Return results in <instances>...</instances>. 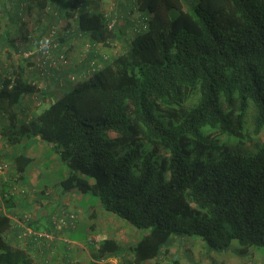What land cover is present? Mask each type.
Segmentation results:
<instances>
[{"label":"trees","instance_id":"16d2710c","mask_svg":"<svg viewBox=\"0 0 264 264\" xmlns=\"http://www.w3.org/2000/svg\"><path fill=\"white\" fill-rule=\"evenodd\" d=\"M20 1L7 3L17 11ZM24 1L28 10L43 11L59 0ZM100 1L64 2L67 33L57 38L56 54L68 55L76 40H86L88 49L74 72L42 78L55 82L54 92H62L56 97L29 81L26 69L34 64L21 54L39 37L21 33L16 68L0 74L1 137L10 145L25 138L44 142L67 170L57 184L62 193L95 197L104 212L143 233L127 248L84 234L86 249L93 250L89 264L113 257L146 264L167 254L174 238L192 236L208 254L224 253L234 241L242 257L264 248V142L256 138L264 130V0H135L132 11L140 18L126 20L130 35L118 26V10L103 14ZM15 17L9 25L17 27ZM5 38L15 42L9 32ZM116 41L125 45L116 56L96 51ZM93 60L100 67L86 74ZM25 95L49 98L28 121L18 110ZM228 138L253 143L254 150L234 153ZM29 162L20 155L9 163L21 176ZM14 224L0 210V264H51L56 257L35 263L33 242L18 247ZM60 245L62 261L70 264L75 246Z\"/></svg>","mask_w":264,"mask_h":264},{"label":"crops","instance_id":"0c3cea01","mask_svg":"<svg viewBox=\"0 0 264 264\" xmlns=\"http://www.w3.org/2000/svg\"><path fill=\"white\" fill-rule=\"evenodd\" d=\"M7 1L8 0H0V74L2 73V71L6 72V70H9V69L11 70L10 66L12 62L10 58L12 57L17 58V48L22 46V42H21L22 40H20V38L22 37V34H21L22 32H24V34H30L31 36L35 38L39 37L38 39H41L43 36L48 34V31L51 28L55 29L57 27L55 25L59 26L61 22L65 21L64 16H63L65 8L64 9L62 8L63 4L60 0L57 2V5L54 8L49 7V8L44 9L43 11H39L35 7H32V8L30 7V10H28L29 7L28 8L26 7L27 5H29V2L24 1V0L19 2V4L17 5L18 10L15 11L14 5L16 2L14 0H9V2L11 1L12 4H14L12 8L9 6V3H7ZM134 2L135 0H121L118 6L120 10L117 9L122 17V21L119 20L120 23L122 22L120 28L125 33L129 32V35L131 34L130 33L131 31H127L129 29L127 28V26L130 27V25H127L126 20L129 19L128 17H129V14L132 12V7L134 8ZM16 14H17V20H18L17 27L16 25H9L10 19L12 17L16 18L15 17ZM21 24L24 26V31H18V27ZM6 32H9L11 37L15 39L14 43L7 42L5 38ZM65 32L67 33V31ZM66 33H61L59 34V36L66 37ZM78 41L82 42L86 46L88 45V42L86 40H76L75 42L70 43L69 45L71 46V50H69L71 53L73 52V50H76V47H78L77 46ZM63 46L64 48H66L65 44ZM31 47H33V42H32V45L28 47L27 49ZM99 48H101V46L97 48L96 50L97 52H99ZM78 50H81V48H79ZM4 54L7 57V61H5L3 57ZM28 68L26 69L27 74L29 73V76L31 77L29 78V81H34L36 78V74L33 70L34 68L33 67L29 69ZM55 87H57L55 82L50 83V80H48L47 83H45L44 88L47 89V91L49 92L48 94L50 95L49 98L56 97V95L62 94V92L60 91L55 90L54 92ZM49 98L47 96L42 101L41 99L40 100L36 99L35 96L25 95L23 100L19 103V106H18L19 108L18 110L20 112V115H19L20 119L21 120L25 119L28 121L32 118H35L39 114V109L43 107L45 104L49 103ZM36 103L38 104L36 105ZM3 123H5L4 119L0 115V130H1ZM20 155L26 158H29L30 162L29 164H27V166L22 171L21 176L17 174L19 183L21 184V186L26 188V190L28 189L32 191L35 189L36 198H34L31 195H27L26 197H20V198L17 197V199H13L9 203L5 204V211L8 215H10L11 217L13 216L17 217L20 214H24L26 211L35 210L38 213L36 215L35 222H32L31 224L33 227L37 228V230H43V229H47L46 222L48 223V221L46 217L44 219L42 218L45 216V214H47L48 211H57L62 207H66L67 209L73 212L77 210V212L75 213L78 214V216L80 215V213L85 212L84 210L80 208L77 209L73 207L75 203H80L81 200L84 199V196L82 194L76 191L62 193L59 190L58 185L56 188H53V189L49 188L46 185H44L43 187H39V183L44 179L42 174L46 172V170L44 169L45 164L42 158H44V156H47L48 159H53V160L55 158V154L49 151V149L47 148L44 142L39 141L38 139L34 140L32 138H25L18 144L16 143L15 145H10L4 138L1 137V134H0V163L3 161L12 163L14 157H17ZM38 162H40L41 165L38 168H35L34 165ZM54 164H56V161ZM54 178H57V174L55 173H53L52 176L51 175L48 176L49 180H52ZM5 187L6 185L2 184V191ZM46 193H50V194L46 196L45 195ZM86 214H87V211L85 215ZM93 215H94V218H93V221L89 223V227H90V230H94L96 233L101 232L100 230L102 228V224L105 223L104 219L107 218L109 221H112L114 218H116L115 216L108 214L104 212L103 210L102 212L100 211L98 215H96V213H94ZM68 233H69V236H72L71 239L78 237L77 234H75L73 231L68 232ZM68 233L65 234L67 238H68L67 236ZM140 233L143 234L142 232L139 231L138 238L141 235ZM105 238L114 239L118 243V245L123 246L122 243H120V241H118V239L115 237L114 238L103 237L102 239H105ZM138 238L135 240V242L138 240ZM72 241L77 245V247L74 248L76 252L75 254H78L82 250L86 249L83 245H78L79 240L78 241L72 240ZM79 248H83V249H79ZM64 252L65 250L61 248V245H60L58 247L57 257L53 260V262H51V264H67L66 262L62 261L64 258ZM72 258H73L72 260H77V259H74V257ZM160 258L161 257L155 260L148 261L146 264L157 263L160 261ZM121 261L122 260L119 259L118 257H113V258L106 260V263L110 264L112 262L113 264H117V263L123 264ZM90 262L91 261H87V263L85 264H89ZM82 264H84V261H82Z\"/></svg>","mask_w":264,"mask_h":264},{"label":"rangeland","instance_id":"374dc122","mask_svg":"<svg viewBox=\"0 0 264 264\" xmlns=\"http://www.w3.org/2000/svg\"><path fill=\"white\" fill-rule=\"evenodd\" d=\"M14 1L17 4V1L19 0H14ZM60 1L64 5V2L67 0H60ZM119 3L116 5H113V0H101L99 4V10L103 14L112 13L117 10ZM128 18L132 21V20H137L140 17H139L138 12L132 11L129 14ZM120 20L122 21V18H120ZM145 21H147V19ZM117 23H118V26H121L122 24V22L120 23L119 21ZM65 25H66V20L61 22L59 26L55 25L57 26L55 28L57 33L59 34L66 33ZM127 28H131V27H127ZM71 29L72 27L68 28V30L70 31ZM127 31H130V29H128ZM126 34L129 35V32H127ZM121 42L122 41H116L114 44L110 45L109 47H106V48L101 47L99 48V52L101 54L107 55V57H110V56L114 57L124 50L125 45H123V43ZM77 44H78L77 45L78 47H76V50H73L72 53L70 52L68 54L69 59L67 60V63H66L67 65H65L62 68V70L64 69L68 70L70 68V69H73V72H74L78 64L81 63L82 58L84 57L83 55L87 52V46L80 41H78ZM79 48H81V50H78ZM3 57L5 61H7V57L5 54L3 55ZM10 60L12 62L11 64L12 68H16L17 62H18L17 58L12 57L10 58ZM36 82H37V85H40L41 88L45 87L43 86L45 83V80L40 79V80H36ZM23 98L24 96L21 98L20 102L23 100ZM37 104L38 103H36V105ZM47 107H48V104H45L43 107L39 109V113H41ZM248 123L250 124L249 117H248ZM256 138L259 139V141L261 140L260 142H264V130ZM226 145L234 153L248 154V153H252V151L254 150L253 143H245L241 145L234 138H228V144ZM42 160L44 161V164H45L44 169L46 170V172L43 173L42 171L43 173L42 176L44 177V179L39 183V187H43L44 185H46L51 189L56 188L58 182L65 176L64 174L67 173V170L64 164L60 161V159L56 155H55L54 160L48 159L47 156H44ZM55 161H56V164H54ZM40 165L41 163L38 162L34 165V167L38 168ZM53 173L57 174V178L49 180L48 176L50 175L52 176ZM96 199L97 198L95 197L87 195L84 197V199L81 200L80 203H75L74 204L75 206L73 205V207L77 209L80 208L85 211L83 213H80V215L78 216L77 226L73 230V232L77 234L78 236V237L71 239V243L73 244V246L77 247L76 244L72 240H75V241L79 240V244L78 243L77 244L83 245L85 247L87 244H86L85 238L83 239L82 237L86 233H88L89 236L96 235L95 237L98 240L102 239L103 237H112V238L115 237L118 239V241H120V243H122L123 245L122 247H125V248L133 244L135 240L138 238L139 231L133 229L129 224H126L124 221L120 220L119 218H114L112 221H109L107 218L104 219L105 223L102 224L100 233L98 232L96 233L94 230H90L89 223L93 221V218L89 217L90 212H91L90 210H92L93 213H96V215H98L100 211L102 212L103 210L101 207H99L100 205ZM86 211H87V214L85 215ZM75 212H77V210ZM26 213L28 215H32V217L35 218L38 212H36L35 210H29V211H26L24 214ZM44 218L45 217H43L42 219ZM174 239L176 240L173 241V244L170 245V248L167 254L162 255L160 258V261L157 263H153V264H212V261L215 264H264V248L250 249V253L242 257V256L237 255L239 245H238V242L234 241L230 247V250L224 253L213 252L212 254H208L204 242L197 236L187 237L184 239H177V238H174ZM92 251H93L92 249L82 250L81 252H79V254H76V257H74V259H77V260H72L70 264L71 263L72 264H79V263L82 264V261H84V264H85L87 263V261H91L92 259L91 257H93ZM125 257H127L126 260L128 261L131 255L127 252L125 254ZM35 263H40V261L37 260L35 261ZM110 264H113V263L111 262ZM123 264H126V263H123Z\"/></svg>","mask_w":264,"mask_h":264},{"label":"built area","instance_id":"2783aa9c","mask_svg":"<svg viewBox=\"0 0 264 264\" xmlns=\"http://www.w3.org/2000/svg\"><path fill=\"white\" fill-rule=\"evenodd\" d=\"M119 2H121V0H113V5H116ZM106 15L109 16L110 13ZM115 23L116 18L114 16L111 20H109L108 27L112 29ZM143 28H145V26H143ZM58 37L59 33H57L55 29H52L45 37L39 39L33 47L21 54V56L26 60L30 62L32 60V63L34 64L32 66L34 68L37 67L36 69H38L39 72L38 77H41V79L43 77L55 79L57 75H61V72H66V69L62 70V68L67 65L66 63L69 57L67 54H64V52L56 54V40ZM104 58H107V56H104ZM48 67L53 69L51 73L48 71ZM99 67L100 64H98L97 61H91L89 68L86 70V74L94 72ZM86 74L85 72L82 73V77H85ZM69 79L70 82H75L77 78L74 75H70ZM58 80L63 83L61 78H58ZM13 81L11 83H13ZM35 81L36 80L30 82L35 84ZM38 87H40V85H38ZM2 184L6 185L3 191ZM49 194L50 193H46L45 195L48 196ZM27 195H31L36 198L34 190H26V188L21 186L17 173L13 170L12 165L6 161L1 162L0 210L5 212L4 200L8 197H26ZM45 216L47 217L50 230H34L30 225L32 222H35L36 217L33 218L32 215H28L27 213L20 214L17 217H12L15 223L14 226H12V229L17 230L16 241L18 247L25 248L28 243L31 244L30 242H33V244H31L30 251L33 259H35V261L39 260L40 263L45 260L46 257H49L50 259L57 257V249L61 241L67 242L68 244L71 243L70 240L63 238V234L67 231L69 232L74 230L78 220V214L67 208L60 209L58 211H48ZM95 236L96 235L90 236L89 241L97 242L98 239ZM71 245L73 244L71 243Z\"/></svg>","mask_w":264,"mask_h":264},{"label":"clouds","instance_id":"9594fccd","mask_svg":"<svg viewBox=\"0 0 264 264\" xmlns=\"http://www.w3.org/2000/svg\"><path fill=\"white\" fill-rule=\"evenodd\" d=\"M46 36V35H45Z\"/></svg>","mask_w":264,"mask_h":264}]
</instances>
